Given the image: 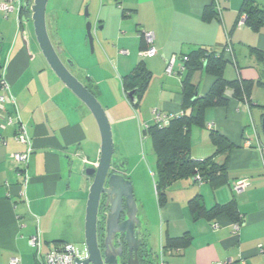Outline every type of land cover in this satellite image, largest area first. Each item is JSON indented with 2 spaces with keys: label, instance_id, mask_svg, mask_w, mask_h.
Here are the masks:
<instances>
[{
  "label": "crops",
  "instance_id": "1",
  "mask_svg": "<svg viewBox=\"0 0 264 264\" xmlns=\"http://www.w3.org/2000/svg\"><path fill=\"white\" fill-rule=\"evenodd\" d=\"M50 1L47 28L51 40L62 47L63 59L73 60V73L94 90L105 108L115 153L136 141L142 123L155 122V112L167 117L184 112V57L188 53L202 48L222 54L226 79L255 82L250 103L234 97L227 88V103L207 108L205 124L191 128L195 159L214 154L213 132L233 143L230 150L216 156L217 162L227 163V181L214 186L193 178L179 179L168 190L167 202L151 209L137 197L136 189L135 196L151 224L148 243L167 264H264V138L258 125V118H264V87L257 83L264 82V61L257 59L253 49L264 51V26L254 30L239 24L245 0ZM253 1L264 7V0ZM86 3L96 32L93 50L82 15ZM22 5L9 12L0 9V76L6 78L10 96L0 114L4 111L14 118L11 124L0 123V264H10L13 257L21 264H38V249L45 253L56 242L75 245L84 241L93 180L85 168L99 162L101 150L93 114L46 63L30 16L22 17ZM144 32L154 33L157 54L153 56H143ZM171 60L174 73L167 74ZM140 64L152 76L135 107L123 78ZM215 79L206 70L191 76L199 96L211 89ZM18 122L25 126L32 146L24 170L13 157L28 147L16 139ZM119 156L132 181L128 158ZM240 179L249 184L236 192L233 184ZM196 195L207 209L234 200L243 217L239 228L226 213L195 219L189 201ZM186 234L187 246L163 250L168 238ZM33 236L39 248L30 244Z\"/></svg>",
  "mask_w": 264,
  "mask_h": 264
},
{
  "label": "trees",
  "instance_id": "2",
  "mask_svg": "<svg viewBox=\"0 0 264 264\" xmlns=\"http://www.w3.org/2000/svg\"><path fill=\"white\" fill-rule=\"evenodd\" d=\"M22 17L28 18L30 10L28 7L21 9ZM246 15L245 25L254 30L264 26V7L258 6L253 0H245L242 7V15ZM258 60L264 61V51L253 48ZM186 75L183 79L184 112L179 115L169 116L168 122L162 124L155 121L148 125L143 131L148 133L153 140V149L156 155V172L153 174L155 193L159 205L167 202V192L179 179L193 178L196 182H209L218 186L227 181V163H219L216 156L230 150L233 143L223 134L213 132L212 138L216 145L213 155L204 159H195L191 155V128L193 125L205 124L206 109L211 106L227 103V88L233 90V96L250 103L253 81H241L239 79L228 80L224 77L225 60L222 54H216L206 49H197L184 57ZM198 70H206L216 75L211 89L202 96L197 94V88L191 81L192 73ZM151 72L143 65H139L132 73L123 78V87L126 93L135 90L136 103L138 107L143 93L149 85ZM264 87V82H257ZM90 88V87H89ZM90 90L94 92L90 88ZM199 175L200 179L195 177ZM190 208L195 219L207 217L213 219L222 213L228 214L233 221L241 225L242 215L239 213L234 200L216 204L212 208H206L200 195H196L189 201ZM188 234L179 238H168L163 250L175 247H185L189 244ZM143 264H160L161 255L151 249L143 252Z\"/></svg>",
  "mask_w": 264,
  "mask_h": 264
},
{
  "label": "water",
  "instance_id": "3",
  "mask_svg": "<svg viewBox=\"0 0 264 264\" xmlns=\"http://www.w3.org/2000/svg\"><path fill=\"white\" fill-rule=\"evenodd\" d=\"M23 7L30 10V20L33 22L34 33L46 63L51 70L78 98L90 109L101 134V150L99 162L95 166H87L85 174L92 178L86 205L84 248L87 252L85 259L77 257V264H97L94 254H98V220L101 204L108 209L105 233L106 244H113L116 235L125 236L129 255L127 264H141L138 251H150L152 246L148 239L152 236L151 224L144 209H140L135 199L134 186L126 177L125 160H113L114 136L112 125L102 103L97 96L73 73L75 64L70 58H62L61 46H55L47 28V7L49 0H22ZM88 6L85 9L86 34L91 50L94 49L95 36L93 24L90 19ZM25 20H27L25 18ZM23 42L28 47L25 39V28H22ZM133 103H136L135 90L128 93ZM264 133V118L262 121ZM124 213V220L120 222ZM107 262L115 263L113 256L107 249ZM135 255V256H134Z\"/></svg>",
  "mask_w": 264,
  "mask_h": 264
},
{
  "label": "built area",
  "instance_id": "4",
  "mask_svg": "<svg viewBox=\"0 0 264 264\" xmlns=\"http://www.w3.org/2000/svg\"><path fill=\"white\" fill-rule=\"evenodd\" d=\"M16 5L21 6L22 0H4L2 4H0V9L9 12L15 9ZM246 15H242L239 19V24H245ZM144 39L147 44L146 50L143 51V56H153L157 54V49L154 46V33L152 32H144ZM167 74L174 73V60H171L166 67ZM9 84L6 78L0 76V111L4 110V104L10 101V96L8 95ZM169 117L162 116L160 113L155 112V121L160 122L162 124H166L168 122ZM14 122V118L7 115L2 111L0 114V123L5 126ZM17 134L16 139L20 143L26 144L28 147L25 152L15 153L13 155L15 161L18 164L19 169L24 170L28 164L29 155L32 152V146L30 144L29 136L26 131L25 126L22 123H17ZM213 125H210L212 127ZM142 127V126H141ZM196 179H200V176L197 175ZM249 184V181L246 179H240L233 184V190L236 192H241L244 190ZM240 225L235 224V228L238 229ZM30 244L39 248L40 242L36 236H33L30 239ZM79 257L78 249L72 244H66L62 242L53 243L48 251L41 252L40 249L37 251V261L38 264H77L76 259ZM10 264H21L20 259L18 257H13L10 260ZM160 264H167L163 257L161 256Z\"/></svg>",
  "mask_w": 264,
  "mask_h": 264
},
{
  "label": "rangeland",
  "instance_id": "5",
  "mask_svg": "<svg viewBox=\"0 0 264 264\" xmlns=\"http://www.w3.org/2000/svg\"><path fill=\"white\" fill-rule=\"evenodd\" d=\"M50 2H52V0ZM87 6H88L89 13L91 14L90 19L91 21L93 20V17H92L93 13L91 12L89 8V4L86 3L82 8V15H83V18L85 19V24H84L85 32H86V22H87V18L85 16V9ZM93 9L94 8L92 7V10ZM31 25L33 26L32 21H31ZM93 33L95 36L96 32H95L94 24H93ZM146 104L147 103H145V105ZM143 105H144V102L142 100V102L140 103V106H142L143 108ZM140 110H141V107H140ZM258 110H261V109L258 108ZM258 120H259L258 125L261 128L260 133H261L262 138H264V133L262 131V118H258ZM148 125L150 124L142 123V127L137 128L136 141H133L132 144L128 145V148H123L122 150H119V153L114 152L113 160L115 162L121 161V159L119 158L120 157L119 155L121 154L125 155L128 158L130 162V166H128V168H129V171L131 172V176L133 179L132 180L133 182L132 181L131 182L134 186V193L136 189L137 197L144 202V205L146 208L151 209L152 207H155V208L158 207L159 204L156 198L155 184H154V178H153V174L156 172V155L153 149V140H152V137L147 132L145 133L143 131V129L147 127ZM113 136H114V132H113ZM135 199H136V196H135ZM74 246L81 252H84V244L82 240L80 242H77Z\"/></svg>",
  "mask_w": 264,
  "mask_h": 264
},
{
  "label": "flooded vegetation",
  "instance_id": "6",
  "mask_svg": "<svg viewBox=\"0 0 264 264\" xmlns=\"http://www.w3.org/2000/svg\"><path fill=\"white\" fill-rule=\"evenodd\" d=\"M27 1L29 2V0ZM107 212L108 209L104 206V204H101L99 211V220H98V244L100 251L98 254L93 255V257L95 258L94 260H96L97 264H113L106 261L108 255L107 253V249H108L109 253H111L113 256H116V260L114 264H127L129 260V255L125 242V236L116 235L113 244H111V242H109V244H106L105 224H106ZM123 220H124V213L121 216L120 222H122ZM78 251H79V257L85 259L87 256L86 255L87 252L85 248H84V252H81L80 250ZM138 257L140 263L143 264L144 256L140 250L138 251Z\"/></svg>",
  "mask_w": 264,
  "mask_h": 264
}]
</instances>
